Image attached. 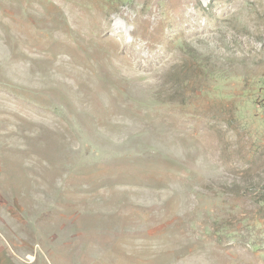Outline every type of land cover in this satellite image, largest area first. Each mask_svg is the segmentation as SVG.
Wrapping results in <instances>:
<instances>
[{
    "label": "rangeland",
    "instance_id": "1",
    "mask_svg": "<svg viewBox=\"0 0 264 264\" xmlns=\"http://www.w3.org/2000/svg\"><path fill=\"white\" fill-rule=\"evenodd\" d=\"M0 264H264V0H0Z\"/></svg>",
    "mask_w": 264,
    "mask_h": 264
},
{
    "label": "bare ground",
    "instance_id": "2",
    "mask_svg": "<svg viewBox=\"0 0 264 264\" xmlns=\"http://www.w3.org/2000/svg\"><path fill=\"white\" fill-rule=\"evenodd\" d=\"M51 1H52V0H51ZM57 5H58V4H57ZM57 7H58V6H57ZM54 8L56 9V7H54ZM59 11H60V10H59ZM59 11H58V12H59ZM45 23H46V22H45ZM47 24H48V23H47ZM47 24H45V25L43 26V28H44L45 26H47ZM48 25H49V24H48ZM134 55H135V54H134ZM144 61H145V60H144ZM148 64H149V63L146 62V64H142V66H148ZM140 65H141V64H140Z\"/></svg>",
    "mask_w": 264,
    "mask_h": 264
}]
</instances>
